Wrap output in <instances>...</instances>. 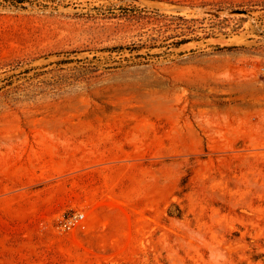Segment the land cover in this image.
I'll return each mask as SVG.
<instances>
[{
  "label": "rangeland",
  "instance_id": "obj_1",
  "mask_svg": "<svg viewBox=\"0 0 264 264\" xmlns=\"http://www.w3.org/2000/svg\"><path fill=\"white\" fill-rule=\"evenodd\" d=\"M0 264H264V0H0Z\"/></svg>",
  "mask_w": 264,
  "mask_h": 264
},
{
  "label": "built area",
  "instance_id": "obj_2",
  "mask_svg": "<svg viewBox=\"0 0 264 264\" xmlns=\"http://www.w3.org/2000/svg\"><path fill=\"white\" fill-rule=\"evenodd\" d=\"M85 216L86 214L84 212L74 213L72 215H69L63 219L62 221L63 223L61 224V226L64 229H73L81 223L82 219Z\"/></svg>",
  "mask_w": 264,
  "mask_h": 264
},
{
  "label": "trees",
  "instance_id": "obj_3",
  "mask_svg": "<svg viewBox=\"0 0 264 264\" xmlns=\"http://www.w3.org/2000/svg\"><path fill=\"white\" fill-rule=\"evenodd\" d=\"M9 1H11L12 3H23L26 0H9Z\"/></svg>",
  "mask_w": 264,
  "mask_h": 264
},
{
  "label": "bare ground",
  "instance_id": "obj_4",
  "mask_svg": "<svg viewBox=\"0 0 264 264\" xmlns=\"http://www.w3.org/2000/svg\"><path fill=\"white\" fill-rule=\"evenodd\" d=\"M56 124V123H55ZM188 133V132H187ZM183 134V133H182ZM171 136V135H170ZM46 144V143H45ZM101 156V155H100ZM101 157H103V155L101 156ZM65 158V157H64ZM59 164V163H58ZM58 166V165H57ZM18 167V166H17ZM55 168V167H54ZM58 168H60V167H58ZM16 169V168H15Z\"/></svg>",
  "mask_w": 264,
  "mask_h": 264
}]
</instances>
